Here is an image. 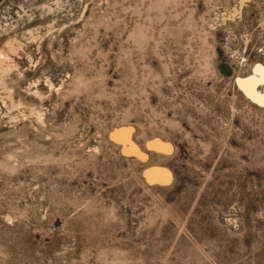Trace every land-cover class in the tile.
Segmentation results:
<instances>
[{
  "label": "rangeland",
  "instance_id": "obj_1",
  "mask_svg": "<svg viewBox=\"0 0 264 264\" xmlns=\"http://www.w3.org/2000/svg\"><path fill=\"white\" fill-rule=\"evenodd\" d=\"M257 63L264 0H0V264H264Z\"/></svg>",
  "mask_w": 264,
  "mask_h": 264
},
{
  "label": "bare ground",
  "instance_id": "obj_2",
  "mask_svg": "<svg viewBox=\"0 0 264 264\" xmlns=\"http://www.w3.org/2000/svg\"><path fill=\"white\" fill-rule=\"evenodd\" d=\"M237 82L239 87L246 95H248V97L264 106V91L258 90L257 88L259 84L264 85V65L262 63L255 64L253 67V72L247 76L238 78ZM131 129L128 127L115 129L113 130L111 135L116 140H119L122 143L123 149L125 151L132 152L144 157L145 153L137 146V144L132 139L130 131ZM147 145L148 147L156 150H163V152L169 150L171 147L169 143L163 141L160 138H155L151 141H148ZM145 175L151 181L165 182L170 179L171 173L164 167L156 166L147 169Z\"/></svg>",
  "mask_w": 264,
  "mask_h": 264
}]
</instances>
